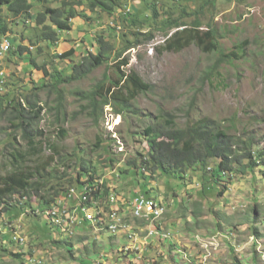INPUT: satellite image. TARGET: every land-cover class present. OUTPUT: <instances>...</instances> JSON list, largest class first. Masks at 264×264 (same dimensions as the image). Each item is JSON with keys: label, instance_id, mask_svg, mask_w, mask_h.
I'll use <instances>...</instances> for the list:
<instances>
[{"label": "rangeland", "instance_id": "1", "mask_svg": "<svg viewBox=\"0 0 264 264\" xmlns=\"http://www.w3.org/2000/svg\"><path fill=\"white\" fill-rule=\"evenodd\" d=\"M121 1V7L112 16L100 9L90 12L81 6L79 10L90 20L85 22L79 17L72 20L71 30L60 32V39L53 46L44 42L31 45L28 39L34 37L36 15L58 4L35 5L31 18L15 19L6 10L1 14L0 23L6 26L7 32L0 35V45L6 40L11 45L26 47L36 64L44 65L50 76L60 72L56 75L59 80L72 74V62L79 64L88 53L87 56L96 52L99 34L116 49L133 32L147 35L152 32L154 38L145 41L140 36L141 43L122 56L128 59V65L122 70L136 73L151 86L149 92L129 102L136 116L130 112L115 115L116 107L112 105L104 107L99 121L93 123L87 100L78 95L89 93L105 72L113 81L114 69L109 67L112 61L82 80L58 85L64 118L57 117L52 109L57 103L56 91H36L37 101L44 109L38 124L43 133L34 151L24 145L20 136L15 141H12L14 137L9 139V110L0 116V177L11 172L8 154L11 150L5 148L6 142H11L12 148L30 153L24 166L39 168L48 185L57 183L51 180L53 172L65 171L67 175L71 172L59 164V159L70 160L74 150L80 148L84 157L93 160L99 179L107 182L114 194L109 196L108 204L99 202L88 206L89 211L78 210L79 220L86 219L79 224L74 218L73 223L62 222L58 226L57 218L52 217V223L58 228L55 238L52 232L56 227L52 229L43 217L33 216L32 208L41 198L31 193L26 198L29 206L22 210L17 196L13 197L9 202L15 209L4 212V206L0 205V264H264V165L244 174H225L218 189L206 193V198L200 195L199 174L195 171L185 174L182 180L146 171L142 179V174L137 176L127 165L129 160L139 162V154L147 150L139 137L146 124H152L159 116L166 119L167 115L174 116L177 127L192 125L199 119L216 120L226 127L234 119L231 134L243 141L249 139L255 151L264 150V0H217L203 7L201 34L213 27L225 53L247 44L242 52L236 53L233 66L222 64L218 73L208 79L204 73L216 62L217 53L203 52L195 45L179 52L164 50L163 43L167 40L164 29L154 31L139 24L130 25L143 10L139 0ZM203 1L156 0L152 7L158 14L157 24L181 19L191 30L194 11ZM72 48L75 49L72 61L53 58ZM28 62V58L16 54L0 56V98L5 106L13 95L18 99L20 92L30 93L34 83L54 82ZM98 136L104 143L95 149ZM108 144L109 156L116 162L111 168L104 162ZM208 162L210 166L216 163L215 160ZM63 188L67 191L70 187L65 184ZM69 190L65 197L55 199L50 211L65 206ZM137 193L147 194L163 205L164 214L153 219L156 222L162 216L154 224L156 228H147L152 226L149 222L132 217L133 196ZM40 194L48 197L42 191ZM98 225L107 226L112 234L103 227L100 231ZM11 234L18 240L11 242Z\"/></svg>", "mask_w": 264, "mask_h": 264}, {"label": "trees", "instance_id": "2", "mask_svg": "<svg viewBox=\"0 0 264 264\" xmlns=\"http://www.w3.org/2000/svg\"><path fill=\"white\" fill-rule=\"evenodd\" d=\"M123 1L126 2L127 0ZM148 1H150V4ZM155 1L139 0V5L142 6L143 10L135 17V20L130 21V25L139 24L154 31L164 29V38H167V40L163 43V49L166 51L179 52L188 46L195 45L203 52L217 53L216 62L204 73V77L207 79L214 73H218L222 64L233 66L232 62L236 53L242 52L247 45L246 43L238 44L239 46H236L234 50L225 53L221 50L216 37V30L213 27H208V30L201 34L202 22L200 15H203V7L217 0H204L202 6L197 5L198 8L194 11L195 16L191 24L189 23L192 27L191 30H188V24L181 19H173V21L170 19L166 23L157 24L158 14L152 7L153 5L155 6ZM121 3V0H0V18L4 10L15 19L21 16L31 18V11L35 5L58 4V7H46L43 12L36 15L34 37L33 39H28L31 45H38L44 42L48 46H53L58 43L60 32H69L71 30L72 20L77 17L85 22L90 20V17L83 10H79L81 6L90 12L100 9L107 15L112 16V13L119 10ZM172 5L175 6L173 3ZM175 8L180 10L179 7ZM171 30L174 33H170ZM6 32V26L0 23V35H5ZM168 33L171 34L170 37H167ZM140 36L144 37L145 41H150L154 38V33L151 32L147 35L133 32L131 33V38L125 40L122 47L118 49L110 44L106 37L99 34L96 37V43L98 44L96 52L87 56L88 53L79 64L72 62L73 65L70 68L72 74L60 80L56 77L60 72L55 71L50 76L44 65L38 66L36 64L26 47L18 44L11 45L12 43L9 42L11 48L8 53L10 55L16 54L19 57H23V59L28 58L29 66L43 71L44 77L50 76L54 79V82L45 83L41 81L39 85L34 83L30 93L22 91L18 99L13 95V98L10 99L6 106L0 98V116L2 117L5 111L9 110L8 121L10 122V127L7 128L10 131L7 133L9 139L14 137L12 141H15L16 136H20L24 145L29 146V150L34 151L37 139L41 138L43 133L39 130L38 124L41 120V112L44 109L37 101L38 95L36 91L43 89L56 91L57 103L52 109L57 117L64 118L62 92L57 90L58 85L64 82L71 83L82 80L96 69L103 66L107 67L111 61L113 64L109 67L114 69V80H110L105 72L101 80L92 87L89 93L84 94V96L82 94L78 95L87 100L89 118L93 120V123L99 121L104 107H112V105L116 107L115 115L130 112L136 116L137 113L132 111L129 102L133 101L137 96L149 92L151 86L143 82L136 73L132 71L126 73L122 70L128 65V59H122V56L126 51L135 48L141 43ZM74 50L72 48L62 54L53 55V58L60 61H72L71 57L74 55ZM38 51V53L41 52L40 49ZM3 55L0 51V56ZM163 118V116H159L152 124H146L144 131L139 133V137L146 143L147 150L144 154H139V162L137 160H129L127 162L128 167L132 169L130 171L137 176L142 174V179H144L143 173L146 171L159 173L161 176L170 175L178 180H182L184 175L190 171H195L199 174L200 195L206 198V193L210 194L218 189L219 182L225 174H233L234 172L244 174L253 170L256 166L264 165V150L255 151L254 145L249 139L243 141L231 134L230 129L235 126L234 119H231L226 127L217 124L216 120L211 119H199L192 125L186 124L184 127H177L173 115H167L166 119ZM159 120H161L160 123L158 122ZM103 143L104 140L98 136L94 148L100 149ZM6 145L5 148L11 150L8 152L11 172L0 177V205L4 206L2 211L9 212L15 209V206H11L12 204L9 201L16 196L20 209L24 210L29 206L26 198H30L31 193L36 194L42 201L32 208L33 216L37 218L43 217L52 229L55 226L56 228L52 232V238H55L54 233H57L58 230L56 229L58 228L52 223V217L47 216L46 213L50 205L55 202V198L62 196L65 191L63 188L65 184L78 189L80 193H84V187L91 189L92 192H86V195H89L88 202L82 205H88L92 201L102 202L103 204L106 202L108 204L110 189L107 186V182L104 181L103 184L97 183L101 176H99L96 166L93 165V160L84 157L80 148L76 151L74 150V153L70 155V160L63 161L65 158L59 159V164L71 172L67 175L65 171L59 174L55 170L56 172H53L54 177H51L54 179L51 180L57 181V183L52 182L48 185L44 176L39 173V168L33 170L32 167L24 166L25 159L30 154L29 152L12 148L11 142H6ZM110 147L108 144L107 150H104V162H107L111 168L116 162L109 156V153H111ZM91 152L94 153L95 150ZM209 160H215L216 163L214 162L210 166ZM68 162L71 163V166L68 165ZM120 172L127 173V171ZM41 191L44 193L43 195H48V197L40 196ZM66 203L69 211L75 208L74 201L71 200ZM80 219L82 222L86 221L82 217ZM11 242H13L12 238ZM12 256L15 258L20 257L17 254H12Z\"/></svg>", "mask_w": 264, "mask_h": 264}, {"label": "built area", "instance_id": "3", "mask_svg": "<svg viewBox=\"0 0 264 264\" xmlns=\"http://www.w3.org/2000/svg\"><path fill=\"white\" fill-rule=\"evenodd\" d=\"M3 46H10L9 41L5 40L0 45L1 53L5 54L6 51H3ZM97 183L98 184H102L101 180H99ZM83 190H84V193H81V197H80L79 195L76 194L75 190L73 189L71 191V193L65 198V206L64 207H58L57 209H53L51 211H47V213H46L47 216L56 217L57 220H58V226H60L62 222H66V223L70 222L71 218H79V216H77V215L80 214L78 210L83 212L81 210V203L88 202V195H86V189L83 188ZM73 199L77 200L76 202H78V203L74 204L75 208L72 209L71 211H69L66 202H69V201H71ZM115 202H117L116 199H115ZM98 203L99 202H97L96 204H91V205H98ZM132 207H133V214H135V213L154 212V211H159L160 209L163 208L155 200H153L151 198H146V197L141 196V195L137 196L133 200ZM69 208L71 209L70 206H69ZM84 220H86V219H84ZM14 240H18V239L14 238Z\"/></svg>", "mask_w": 264, "mask_h": 264}, {"label": "bare ground", "instance_id": "4", "mask_svg": "<svg viewBox=\"0 0 264 264\" xmlns=\"http://www.w3.org/2000/svg\"><path fill=\"white\" fill-rule=\"evenodd\" d=\"M10 48V46H6V47H4L3 46V50L4 51H8V49ZM0 51H1V48H0ZM101 183H102V181H101ZM85 189H86V192L87 193H90V192H92L91 191V189H88L87 187H85ZM73 189H71V190H69V193H68V195L71 193V191H72ZM88 197H89V195H88ZM57 199H59V198H57ZM61 201V200H60ZM57 202V201H56ZM60 203H62V201L61 202H59V204ZM63 203H64V200H63ZM93 203V202H92ZM81 204H85V203H81ZM89 204H91L90 202H89ZM88 204V205H89ZM58 205V204H57ZM56 205V206H57ZM88 205H81V210L82 211H86L87 209V207H88ZM62 206V205H61ZM93 206V205H92ZM55 209V208H54ZM56 209H57V207H56ZM50 211V210H49ZM87 211H89V208H88V210ZM161 214H163V208L162 209H160L159 211H154V212H146V213H135V214H133V216L135 217V218H138V219H144V220H151V221H154L153 219H156L159 215H161ZM90 215V214H89ZM76 219V218H75ZM74 218H71V221H70V223L72 222L73 223V221L75 220ZM160 218H158L157 220H159ZM90 221V220H89ZM77 222H78V224L80 223V220H79V218H77ZM155 222V221H154ZM75 223V222H74ZM110 226V225H109ZM114 227V226H113ZM111 228V227H110ZM108 229V228H107ZM111 231V230H110Z\"/></svg>", "mask_w": 264, "mask_h": 264}, {"label": "clouds", "instance_id": "5", "mask_svg": "<svg viewBox=\"0 0 264 264\" xmlns=\"http://www.w3.org/2000/svg\"><path fill=\"white\" fill-rule=\"evenodd\" d=\"M10 48H11V46H10ZM10 48H9V49H10ZM9 49H8V51H9ZM8 51H7V53H8ZM7 53H5V55H6ZM99 180H100V179H99ZM99 180H98V181H99ZM98 181H97V182H98ZM102 184H103V181H102ZM70 188H73V189L75 190L76 194L79 195V196L81 197V193L79 192V190L75 189L74 187H70ZM70 188H69V189H70ZM84 188H85V187H84ZM69 189H68V190H69ZM109 189H110V188H109ZM68 190L65 191V192H63L61 197H65V195H66V193L68 192ZM76 194H75V195H76ZM110 195H113V196H114L113 191H111V190H110ZM110 195H109V196H110ZM139 195L144 196V197H146V198H151V199H153V200L156 201L155 198L149 197V196H147V194L145 195V194H142V193H137L136 195L133 196V198L135 199V198H136L137 196H139ZM57 198H60V197H57ZM55 199H56V198H55ZM134 199H133V200H134ZM72 201H74L75 204L78 203V202H76L77 200H75V199H73ZM117 202H118V201H117ZM156 202H157V201H156ZM132 203H133V201H132ZM157 203H159V204L163 207V205H162L160 202H157ZM51 205H52V204H51ZM51 205H50V206H51ZM112 206H113V205H112ZM112 206H111V207H112ZM164 212H165V210H164V207H163V214H164ZM163 214H162V215H163ZM132 217H133L135 220H137V221H142V222L147 221V222H149L152 226H147V228H151V227H152V228H153V227L156 228L154 224H155L156 222H158V221L161 219L162 216H161L160 219L157 220L156 222H152V223H151V222L148 221V220L135 218V217L133 216V207H132ZM9 223L11 224V223H13V222H9ZM99 225H100V224H99ZM99 225H98V227H100V228H101L100 231H102V227H103V226L101 227V226H99ZM103 228H105V229L107 230L108 227H107V226H104ZM107 231H108V230H107ZM108 232H109V231H108ZM109 233L112 234L111 232H109ZM11 238H12V240H13V242H14L15 240H14V238L12 237V234H11Z\"/></svg>", "mask_w": 264, "mask_h": 264}]
</instances>
